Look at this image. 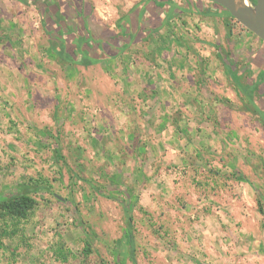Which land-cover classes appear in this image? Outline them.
I'll return each instance as SVG.
<instances>
[{"label": "rangeland", "instance_id": "374dc122", "mask_svg": "<svg viewBox=\"0 0 264 264\" xmlns=\"http://www.w3.org/2000/svg\"><path fill=\"white\" fill-rule=\"evenodd\" d=\"M4 1L0 197L46 186L28 218L0 210V264H250L264 228V116L197 40L214 37L195 30L199 13L83 65L53 50L36 8ZM139 1L88 0L89 21L109 27Z\"/></svg>", "mask_w": 264, "mask_h": 264}, {"label": "trees", "instance_id": "16d2710c", "mask_svg": "<svg viewBox=\"0 0 264 264\" xmlns=\"http://www.w3.org/2000/svg\"><path fill=\"white\" fill-rule=\"evenodd\" d=\"M17 1L36 8L40 13L41 19L46 25L45 31L49 40L57 43V45L52 44L53 50L62 59L83 65L115 58L129 49L132 44L150 38L151 35L159 31L160 26L171 20L175 13L196 12L211 16H224L229 21H236L226 9L219 5L220 9L212 11L208 4H217L206 0H140L115 23L100 29L96 24L91 23L92 21H89L91 7L88 0ZM252 1L254 3L256 0ZM154 18L157 19L154 20ZM262 42L264 43V41ZM216 49L219 59L225 64V72L233 79L246 99L253 104L256 111L258 110L264 116V107L256 98L264 92V67L249 69V82L243 84L242 69L238 68L231 51H221L217 45ZM45 186L44 183L33 182L31 179V182L22 184L17 192L0 197V210L14 216L28 218L38 204L31 193ZM260 208L264 212L262 205ZM199 264L206 263L199 262Z\"/></svg>", "mask_w": 264, "mask_h": 264}, {"label": "crops", "instance_id": "0c3cea01", "mask_svg": "<svg viewBox=\"0 0 264 264\" xmlns=\"http://www.w3.org/2000/svg\"><path fill=\"white\" fill-rule=\"evenodd\" d=\"M3 1L4 0H1V2ZM197 16H199V21H197V18L193 23V26H195V30L199 32V34L205 35L204 29H208V27L211 26L214 34L213 38L209 37L208 39H205L202 36L197 37V40L201 39L199 42H201V44H204L203 46L209 45L213 48V51H218L216 49L217 45L221 48V51H231L230 53L235 57V59L237 58V51L242 54L246 53L244 56V58H246L244 61L245 66H247L246 68L256 69L264 67V43L256 35H254L239 23L238 25H234V23H232L233 21H229V19L224 16L214 17L215 19L213 20V22H211L210 19L205 15L203 16L201 14H197ZM175 20L176 17L171 19V21L168 23L169 26L173 22H175ZM169 31H172V34H174L175 32V34L178 35L179 41L186 45L187 48L188 44L186 43V41H189L190 39L185 37L186 35H188V33L184 31V29L179 33H177V29L175 27L174 31ZM192 43L198 45V43L196 44V42L194 41ZM253 233L254 236L249 243L251 250L247 255V260L250 264H264V228L262 230L259 229L257 231H253Z\"/></svg>", "mask_w": 264, "mask_h": 264}, {"label": "water", "instance_id": "95a60500", "mask_svg": "<svg viewBox=\"0 0 264 264\" xmlns=\"http://www.w3.org/2000/svg\"><path fill=\"white\" fill-rule=\"evenodd\" d=\"M227 10L239 24L264 41V0H206ZM60 198V197H59Z\"/></svg>", "mask_w": 264, "mask_h": 264}]
</instances>
